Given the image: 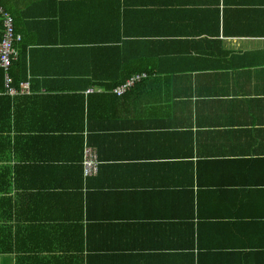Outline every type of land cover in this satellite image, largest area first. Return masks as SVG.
<instances>
[{
    "label": "crops",
    "instance_id": "crops-1",
    "mask_svg": "<svg viewBox=\"0 0 264 264\" xmlns=\"http://www.w3.org/2000/svg\"><path fill=\"white\" fill-rule=\"evenodd\" d=\"M0 6L21 37L0 67V245L16 231L36 264H264V0Z\"/></svg>",
    "mask_w": 264,
    "mask_h": 264
},
{
    "label": "built area",
    "instance_id": "built-area-1",
    "mask_svg": "<svg viewBox=\"0 0 264 264\" xmlns=\"http://www.w3.org/2000/svg\"><path fill=\"white\" fill-rule=\"evenodd\" d=\"M0 17L3 19L4 24L3 38L2 41H0V67L5 71H8L18 56L15 46L19 41H21V37L16 34L12 16L2 6H0ZM140 80L141 77H135L125 83L122 87L114 89L112 93L114 95L121 96L132 89L138 82H140ZM7 81L9 82L8 77ZM28 89V84H23L22 90L28 91ZM9 92L11 94L17 93V91L12 88L9 89ZM98 170L99 160L97 153L93 147L86 144L84 147L83 160V172L85 178L96 175Z\"/></svg>",
    "mask_w": 264,
    "mask_h": 264
},
{
    "label": "trees",
    "instance_id": "trees-1",
    "mask_svg": "<svg viewBox=\"0 0 264 264\" xmlns=\"http://www.w3.org/2000/svg\"><path fill=\"white\" fill-rule=\"evenodd\" d=\"M16 28H17V25L15 23V29ZM3 29H4L3 22H2V20H0V41H2V38H3ZM16 33H17V31H16ZM18 44H16V46H18ZM13 66L11 69H13ZM11 77H12V82H13L12 74H11ZM13 85H15L14 82H13ZM114 89H116V88H107L105 90L108 92H112ZM90 103L91 102L89 101L88 102V106H89L88 109H90ZM88 115L90 116V111H89ZM83 143H84V140L82 141V144ZM15 219H16V216H15ZM67 252H69V251H67ZM0 254H15V264H36V263H33L34 260L32 259V257H21V254L19 253V250L16 247V231L14 234H12L11 232L5 233V238L2 242V244L0 245ZM65 254H66V252H65ZM51 256H54V257H45L44 258V262H46V264H51L52 260H56V259L60 260L62 258V257H58V256L56 257V254H51ZM77 258H78L77 264H123V261H121L119 258H117L115 256H110V257L105 256V254H104V256H103V254H94V256H93V254L87 253L84 258H83V254H79V257H77ZM77 258L70 257V259H72V260H76ZM92 259L94 262H92ZM63 260H66V259H63ZM195 264H197V262H195Z\"/></svg>",
    "mask_w": 264,
    "mask_h": 264
}]
</instances>
